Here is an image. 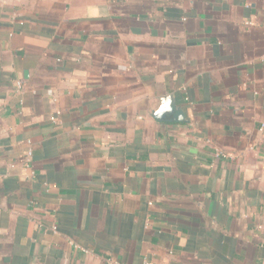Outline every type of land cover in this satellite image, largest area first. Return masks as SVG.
Listing matches in <instances>:
<instances>
[{
    "label": "crops",
    "instance_id": "crops-1",
    "mask_svg": "<svg viewBox=\"0 0 264 264\" xmlns=\"http://www.w3.org/2000/svg\"><path fill=\"white\" fill-rule=\"evenodd\" d=\"M263 237L264 0H0V264H264Z\"/></svg>",
    "mask_w": 264,
    "mask_h": 264
},
{
    "label": "built area",
    "instance_id": "built-area-1",
    "mask_svg": "<svg viewBox=\"0 0 264 264\" xmlns=\"http://www.w3.org/2000/svg\"><path fill=\"white\" fill-rule=\"evenodd\" d=\"M17 85L20 86L21 85V82L20 81H17ZM30 151H28V157L30 156ZM263 240H264V237H263ZM111 264H118V263H111Z\"/></svg>",
    "mask_w": 264,
    "mask_h": 264
},
{
    "label": "water",
    "instance_id": "water-1",
    "mask_svg": "<svg viewBox=\"0 0 264 264\" xmlns=\"http://www.w3.org/2000/svg\"><path fill=\"white\" fill-rule=\"evenodd\" d=\"M166 112H169V113H171V109H168L167 108V111ZM164 112H162V113H160V114H163ZM177 115V114H176ZM176 115H174V116H176ZM162 117V116H161Z\"/></svg>",
    "mask_w": 264,
    "mask_h": 264
}]
</instances>
